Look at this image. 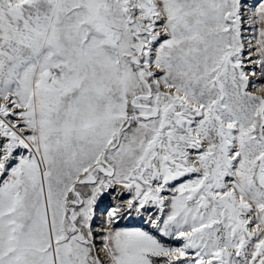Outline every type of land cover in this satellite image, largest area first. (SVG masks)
Segmentation results:
<instances>
[{
	"label": "rangeland",
	"instance_id": "obj_1",
	"mask_svg": "<svg viewBox=\"0 0 264 264\" xmlns=\"http://www.w3.org/2000/svg\"><path fill=\"white\" fill-rule=\"evenodd\" d=\"M239 1L0 0V264H102L121 182L112 264H264V16Z\"/></svg>",
	"mask_w": 264,
	"mask_h": 264
},
{
	"label": "bare ground",
	"instance_id": "obj_2",
	"mask_svg": "<svg viewBox=\"0 0 264 264\" xmlns=\"http://www.w3.org/2000/svg\"><path fill=\"white\" fill-rule=\"evenodd\" d=\"M260 1L261 0H240L239 1V6H237V8H238V11H237V13H238V18H241V20H243V22H244V27L245 28H247V27H249V25H250V23H251V21H253V18H255V17H257L256 19H257V21L258 20H260L263 16H264V4H263V1L260 3ZM240 20V21H241ZM262 20H264V19H262ZM261 20V21H262ZM254 22V21H253ZM256 22V21H255ZM263 22V21H262ZM259 23V29H260V26L262 25V23H260V22H258ZM258 23H256V24H258ZM264 23V22H263ZM241 24H242V22H241ZM255 24V23H254ZM261 24V25H260ZM264 26V25H263ZM262 26V27H263ZM252 27V26H251ZM256 27V26H255ZM158 28H159V26H158ZM250 28V27H249ZM156 29V28H155ZM248 29V28H247ZM243 30V32H241V33H243L244 34V36L242 37V40H244V43H245V45H248V46H250L249 45V41L250 40H248L249 38H251V37H249V33H251V32H249L248 30ZM251 29V28H250ZM254 29V28H253ZM252 30V29H251ZM258 32H260V31H257V34H258ZM263 34V33H262ZM250 36H252V35H250ZM249 37V38H248ZM257 38V37H256ZM253 39H255L254 37H253ZM258 39V38H257ZM256 39V40H257ZM260 39V38H259ZM254 41V40H253ZM259 41V40H258ZM261 42V41H260ZM250 44H252L251 42H250ZM244 45V46H245ZM254 45H255V43H254ZM261 45V44H260ZM251 46H253V44L251 45ZM247 47V46H246ZM245 47V48H246ZM244 48V47H243ZM247 50V49H246ZM250 50H252V49H250ZM255 50H256V48H255ZM250 52H254V50L253 51H250ZM249 52V53H250ZM256 52V51H255ZM258 52V51H257ZM246 54V53H245ZM252 54V53H251ZM250 54V55H251ZM257 54V53H256ZM260 54V53H259ZM260 56V55H259ZM243 57H245V56H243ZM247 57H248V55H247ZM246 57V58H247ZM255 58V57H254ZM261 58V57H260ZM262 58H263V56H262ZM16 59V58H15ZM263 60V59H262ZM260 61V60H259ZM242 62V61H241ZM251 62V61H250ZM253 62H255V61H253ZM256 62H257V60H256ZM264 62V61H263ZM248 64V63H247ZM251 64H252V62H251ZM262 64V63H261ZM249 65H250V63H249ZM254 65V64H253ZM256 65V64H255ZM259 67V66H258ZM162 70V69H161ZM159 71V70H158ZM257 71V70H256ZM260 73V72H259ZM246 74V73H245ZM255 74V73H254ZM251 75V74H250ZM260 75V74H259ZM263 77V76H262ZM259 83V82H258ZM263 83V82H262ZM262 86V85H261ZM165 87V92H166V94L167 93H176V91L178 92L179 90L177 89L176 90V87L174 88V87H172V86H164ZM257 87V86H256ZM259 87H260V85H259ZM264 87V86H263ZM251 89V88H250ZM259 89V88H258ZM263 90L264 91V88H260V90ZM254 90H255V88H254ZM253 90V91H254ZM256 91V90H255ZM254 91V93H256ZM260 92V91H259ZM258 92V93H259ZM264 93V92H263ZM260 94V93H259ZM264 95V94H263ZM92 131V130H91ZM89 134H90V132H88ZM31 138V137H30ZM32 140V139H31ZM35 144V143H34ZM18 155V154H17ZM9 157V156H8ZM20 158V157H19ZM10 161V160H9ZM130 186H132V185H130V183L128 184V183H124V182H121V183H117V184H115L114 186H112V187H109V188H107V190H105L104 191V194H103V196H102V198H101V200H100V202L98 203V205L96 206V208H95V210H94V215H93V218H92V223L90 224V226H88L89 227V230H90V233H91V236H92V241L96 244V249H97V254H98V258L100 259V261H101V263L102 264H112L113 262L110 260V255H111V253L109 252V250L110 249H108V252H106L105 251V249H107V248H104V243H103V239H106V238H108L109 237V235H110V237H112L113 235H114V232L113 231H111V230H109V232L107 233V234H105L104 235V231L105 230H107V229H105V228H103L102 227V225L100 226L99 225V218L100 217H102L104 214H102V211H104V208H105V206H104V204L106 203V202H110V206H112V207H109V209L110 210H112V211H114V212H116L117 214L116 215H118V216H121V214H122V211L121 210H123L124 208H126L128 205H127V200L129 199H127L126 197H124L125 196V193L127 192L126 191V189L127 188H129ZM128 213V212H127ZM107 215V214H106ZM121 219H123L122 217H120L118 220H121ZM109 228V227H108ZM113 230V229H112ZM121 236V235H120ZM114 237H115V235H114ZM119 237V236H118ZM115 239V238H114ZM107 240V239H106ZM109 241H107V243H108ZM112 242V241H111ZM115 242H117V241H115ZM111 245V244H110ZM114 246V245H113ZM112 251V250H111ZM112 258H113V256H112Z\"/></svg>",
	"mask_w": 264,
	"mask_h": 264
}]
</instances>
